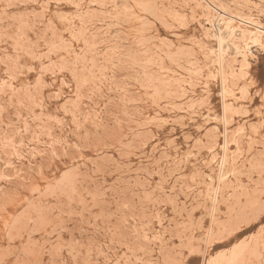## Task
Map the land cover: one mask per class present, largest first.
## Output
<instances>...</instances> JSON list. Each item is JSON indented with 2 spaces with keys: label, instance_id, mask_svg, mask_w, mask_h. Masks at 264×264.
I'll return each instance as SVG.
<instances>
[{
  "label": "rangeland",
  "instance_id": "1",
  "mask_svg": "<svg viewBox=\"0 0 264 264\" xmlns=\"http://www.w3.org/2000/svg\"><path fill=\"white\" fill-rule=\"evenodd\" d=\"M257 25L264 0H0V264H264Z\"/></svg>",
  "mask_w": 264,
  "mask_h": 264
},
{
  "label": "bare ground",
  "instance_id": "2",
  "mask_svg": "<svg viewBox=\"0 0 264 264\" xmlns=\"http://www.w3.org/2000/svg\"><path fill=\"white\" fill-rule=\"evenodd\" d=\"M257 27L258 28H260V29H262V30H264V27H260V26H258L257 25ZM219 29L220 28H218V37H219V44H220V50H222V48H221V45H222V43H223V41L225 40V36H223V34L221 33V31H219ZM254 38V37H253ZM254 40H255V38H254ZM258 40H260V38L258 37V38H256V41H258ZM261 43H262V40H261ZM263 44V43H262ZM231 45L233 46V49H234V51H235V53H238V54H241V55H244V58H243V62H242V66L243 65H248L249 64V61H248V58L247 57H245V53H244V51L242 50V48H241V46L239 45V44H237L236 42H232L231 43ZM226 148V147H225ZM223 164V163H222Z\"/></svg>",
  "mask_w": 264,
  "mask_h": 264
},
{
  "label": "snow or ice",
  "instance_id": "3",
  "mask_svg": "<svg viewBox=\"0 0 264 264\" xmlns=\"http://www.w3.org/2000/svg\"><path fill=\"white\" fill-rule=\"evenodd\" d=\"M260 216H261V221H260V223H261L262 225H264V207H262V210H261ZM261 233L264 234V227H261Z\"/></svg>",
  "mask_w": 264,
  "mask_h": 264
}]
</instances>
